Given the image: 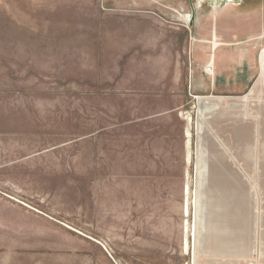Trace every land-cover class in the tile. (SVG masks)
<instances>
[{
    "label": "rangeland",
    "instance_id": "obj_1",
    "mask_svg": "<svg viewBox=\"0 0 264 264\" xmlns=\"http://www.w3.org/2000/svg\"><path fill=\"white\" fill-rule=\"evenodd\" d=\"M221 9L0 0V264H264V135L227 155L210 117L260 123L264 89L214 87L199 60ZM242 46L264 67L263 39Z\"/></svg>",
    "mask_w": 264,
    "mask_h": 264
},
{
    "label": "crops",
    "instance_id": "obj_2",
    "mask_svg": "<svg viewBox=\"0 0 264 264\" xmlns=\"http://www.w3.org/2000/svg\"><path fill=\"white\" fill-rule=\"evenodd\" d=\"M239 8L232 5L222 6L220 12L212 15L205 21L204 26L211 25L212 34L209 39L203 38L200 41L209 43L207 45L208 49L213 51V53L211 54L212 57H209V53L208 57H203L199 60H203V63H213L215 69V72L212 69L215 74L214 87L245 88L252 82L253 87L257 83L258 85H255L257 88L264 89V67L260 70L255 69L256 58L247 47L242 46V48L248 49L249 52L236 50L240 48L237 45L246 42L257 39H263L264 41V1L258 8L251 6V4H246L241 9L242 11L236 14ZM259 10L260 19L257 17L259 16ZM219 24L221 28L217 27L215 29V25ZM232 47H234V50H231ZM219 49H223L224 51L218 59L217 56H214V52ZM202 98L215 101V98L218 97L211 94L209 96H202ZM211 107V111L213 110L211 113L212 134L214 137L217 136L219 151L227 155L231 153L234 154V157L238 155V157L241 156L243 158L244 152L253 146L252 137L264 135V119L260 123H255L245 108L240 119L232 122L229 115L225 114L226 116H223L224 114L222 115L220 111L216 113L214 112L215 107ZM262 113L264 114V108L262 109ZM186 136L190 137L191 133L188 131ZM227 136H232V140L228 141ZM214 163V173L219 179L223 180L221 184L224 187L222 189H227L226 184L230 182V178L225 176V170L231 172L233 175H240V170L236 171V165L230 159L221 162L214 161ZM237 168L241 169L244 167L238 166ZM222 174L224 175L222 176ZM230 191L231 189L226 192L230 194Z\"/></svg>",
    "mask_w": 264,
    "mask_h": 264
},
{
    "label": "bare ground",
    "instance_id": "obj_3",
    "mask_svg": "<svg viewBox=\"0 0 264 264\" xmlns=\"http://www.w3.org/2000/svg\"><path fill=\"white\" fill-rule=\"evenodd\" d=\"M209 67H211V69H212V66H209ZM210 69V70H211ZM197 98H202V97H197ZM187 119H188V117H186ZM193 119V118H192ZM189 120V122H190V120H191V118H189L188 119ZM201 130H200V133H203V129H204V127H203V125L201 124ZM202 153H203V155H202ZM200 155L201 156H203V159H204V156H205V148H203V144L202 145H200ZM200 159H201V157H200ZM206 162H205V160L203 161V163H202V161L200 160V175H201V177H203V174H205V169H206V164H205Z\"/></svg>",
    "mask_w": 264,
    "mask_h": 264
},
{
    "label": "built area",
    "instance_id": "obj_4",
    "mask_svg": "<svg viewBox=\"0 0 264 264\" xmlns=\"http://www.w3.org/2000/svg\"><path fill=\"white\" fill-rule=\"evenodd\" d=\"M213 6L221 7L226 5H240L243 3V0H211Z\"/></svg>",
    "mask_w": 264,
    "mask_h": 264
},
{
    "label": "water",
    "instance_id": "obj_5",
    "mask_svg": "<svg viewBox=\"0 0 264 264\" xmlns=\"http://www.w3.org/2000/svg\"><path fill=\"white\" fill-rule=\"evenodd\" d=\"M211 108H212V107H211ZM210 117H212V115H211Z\"/></svg>",
    "mask_w": 264,
    "mask_h": 264
}]
</instances>
